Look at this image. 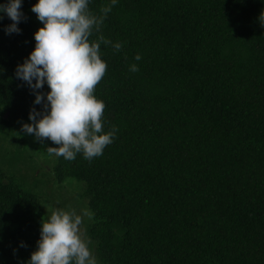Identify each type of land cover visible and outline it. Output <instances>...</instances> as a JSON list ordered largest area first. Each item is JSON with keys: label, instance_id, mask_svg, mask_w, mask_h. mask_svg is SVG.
Segmentation results:
<instances>
[{"label": "trees", "instance_id": "obj_1", "mask_svg": "<svg viewBox=\"0 0 264 264\" xmlns=\"http://www.w3.org/2000/svg\"><path fill=\"white\" fill-rule=\"evenodd\" d=\"M36 2L23 0L20 34L0 21V137L41 110L15 76L43 26ZM101 35L123 44L102 45L107 71L94 91L117 138L100 157L68 161L47 138L13 134L0 159V264L35 250L52 180L82 188L99 264H264V0H119L90 40ZM37 156L52 166L49 183Z\"/></svg>", "mask_w": 264, "mask_h": 264}, {"label": "clouds", "instance_id": "obj_2", "mask_svg": "<svg viewBox=\"0 0 264 264\" xmlns=\"http://www.w3.org/2000/svg\"><path fill=\"white\" fill-rule=\"evenodd\" d=\"M92 0H37L31 12L42 27L33 34L35 47L15 69V76L34 95V105L23 123L25 134L43 142L45 138L58 147H48L50 155L75 161L77 154L93 160L104 154L107 146L117 138L118 127L105 131V103L94 95L96 86L104 78L107 62L102 59V45H111L114 52L123 44L113 43L102 35L92 41L93 32L99 33L104 21L119 0H108L93 14ZM23 0H4L0 3V21L5 17L11 23L4 27L6 35L20 34L18 25L25 19L21 10ZM134 60L139 62L138 53ZM130 72H138L133 63ZM47 85L49 91L40 90ZM94 218L91 211L77 214L57 209L41 222L40 238L25 264H99L93 254L90 240L83 237V217ZM20 247H26L20 242Z\"/></svg>", "mask_w": 264, "mask_h": 264}, {"label": "rangeland", "instance_id": "obj_3", "mask_svg": "<svg viewBox=\"0 0 264 264\" xmlns=\"http://www.w3.org/2000/svg\"><path fill=\"white\" fill-rule=\"evenodd\" d=\"M24 122L20 123L19 126H15L12 131L4 134L2 137H0V159L7 160L4 156L7 152L11 150L12 147V140H13V134L20 133L22 137L25 138L24 142H29L32 140V135L25 134L22 131L21 125ZM31 148V145L29 146V149ZM37 155V154H35ZM3 157V158H2ZM36 158L40 159V164L43 166V170L50 175V178L44 177L48 181V183L53 179V176L51 175V164H47L48 158L45 159L43 156H37ZM30 161L26 162V166L24 168L23 164H20V171H17V176H20L22 174H29L28 172H25V169L29 164ZM25 164V163H24ZM39 172V171H38ZM37 172V173H38ZM31 176H28L30 178ZM60 185L59 183H55L53 180L48 185L44 184L43 188L41 186L43 198H42V212L44 215V218L47 220L53 211L60 209L64 211H74L77 214H83V212L88 211L86 200L81 197L79 194L82 193V188L74 184H68L63 183L61 184V187H58ZM84 223L81 226L83 237L88 240L86 233H85V227L88 222L87 216L83 217Z\"/></svg>", "mask_w": 264, "mask_h": 264}]
</instances>
